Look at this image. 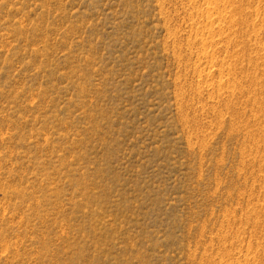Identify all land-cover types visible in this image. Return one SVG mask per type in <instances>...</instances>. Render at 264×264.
<instances>
[{"label": "rangeland", "instance_id": "rangeland-1", "mask_svg": "<svg viewBox=\"0 0 264 264\" xmlns=\"http://www.w3.org/2000/svg\"><path fill=\"white\" fill-rule=\"evenodd\" d=\"M193 2L0 0V264H264V59L227 109Z\"/></svg>", "mask_w": 264, "mask_h": 264}, {"label": "bare ground", "instance_id": "bare-ground-1", "mask_svg": "<svg viewBox=\"0 0 264 264\" xmlns=\"http://www.w3.org/2000/svg\"><path fill=\"white\" fill-rule=\"evenodd\" d=\"M194 0H188V3L190 5L193 6V4L195 2H193ZM242 1V0H241ZM198 2V1H197ZM205 2V7H201V13L198 15H202V17L204 16L205 19L202 20L204 22H197V21H193L191 22L193 28H196L197 31H199L200 29H202V31H204L207 27L208 30L210 31V33L212 34V36L214 37L216 35L221 37V35L223 36L225 34V36L220 38V42L222 43V46L217 48L218 51H223V53L227 54L226 58L229 60L230 64H229V68L227 69V76L229 77V79H233L234 83H238L239 79L238 76L236 74L237 71L240 69V67L244 70L245 66L246 69L248 70L246 71L245 76L243 77L241 75V79L242 78H247V80L250 79H254L255 76L254 71L256 72L257 70H255V68L257 69V62L259 59H261L264 56L262 55L261 58H257L256 54H254V52L256 51H260L257 49V46H259L258 44H263V43H258L255 42V40H252L251 34L254 35L255 31L257 30L254 24H247V17H245L244 15V9L243 6L239 5L238 3H241L239 0H204ZM261 4V3H260ZM245 5V4H244ZM195 6V5H194ZM200 6V5H199ZM253 7V6H252ZM245 8V7H244ZM200 10V9H199ZM198 10V11H199ZM197 11V12H198ZM259 13V12H258ZM197 15V16H198ZM248 15V14H247ZM246 15V16H247ZM244 16V17H243ZM200 17V16H199ZM203 17V18H204ZM258 17V16H257ZM251 18V17H250ZM193 20V19H192ZM206 22V23H205ZM250 22V21H249ZM205 23V24H204ZM190 29V28H189ZM196 31V32H197ZM209 33V32H208ZM201 34V33H200ZM197 36V35H196ZM206 36V35H205ZM211 36V35H210ZM258 36V35H257ZM204 37V36H202ZM209 37V35H208ZM255 37V36H254ZM259 37V36H258ZM198 38V37H197ZM201 38V37H200ZM211 38V37H210ZM206 39V38H205ZM205 39L203 40L202 38L199 40L200 43L203 45V48L206 49L208 46L205 44ZM213 39V38H212ZM211 39V40H212ZM219 39V38H218ZM261 39V37H260ZM219 42V43H220ZM255 42V44H257L256 49L253 48V43ZM260 42V41H259ZM198 44V42H197ZM210 44V43H209ZM262 46V45H261ZM260 46V47H261ZM264 46V45H263ZM206 47V48H205ZM214 47V46H213ZM233 49L231 53H229L228 51H230L229 49ZM259 48V47H258ZM201 49V50H204ZM211 49V48H210ZM235 49V50H234ZM260 49V48H259ZM264 49V48H263ZM207 50V49H206ZM256 50V51H255ZM262 50V49H261ZM200 52V51H199ZM213 52V51H212ZM210 53V52H209ZM209 53H207L209 55ZM261 54L264 52H260ZM198 54V53H197ZM206 53H202V57L206 58L207 57ZM259 54V53H258ZM200 55V56H201ZM256 55V56H254ZM260 55V54H259ZM216 56V55H215ZM261 56V55H260ZM197 57V56H196ZM212 57V56H211ZM213 58V57H212ZM211 60V59H210ZM264 63V60H261ZM260 61V62H261ZM210 62V61H209ZM215 62V61H214ZM213 63V61L211 62ZM244 63H246L244 65ZM262 63V62H261ZM226 64V63H225ZM260 65V64H259ZM264 67V64H262ZM261 65V67H262ZM215 66V65H214ZM253 69V73L250 72V70ZM241 70V69H240ZM259 70V69H258ZM263 72V71H262ZM210 73V72H209ZM242 73V72H240ZM244 74V72L242 73ZM235 75L237 76V78L235 77ZM264 75V74H263ZM240 76V75H239ZM257 76V74H256ZM206 77V76H205ZM235 77V79H234ZM260 78V77H259ZM228 79V81H229ZM230 79V80H231ZM249 79V80H250ZM256 80V78L254 79V81ZM239 81V82H240ZM244 82V80H242ZM246 81V80H245ZM232 82V81H230ZM248 82V81H247ZM251 82V81H250ZM253 82V81H252ZM256 83V82H255ZM250 84V83H249ZM254 84V83H253ZM243 84L238 83L237 86L233 87V89L229 88V92H228V96L231 98L229 101H227V109L231 108L233 103V100L235 99L234 96L237 93L238 89H241ZM233 86V85H232ZM246 87V86H245ZM217 88V87H216ZM224 88V87H223ZM221 86H219L218 90L220 92L221 90ZM236 90V91H235ZM242 90V89H241ZM248 90V89H247ZM215 91V89H214ZM223 92V91H222ZM248 92V91H247ZM252 92V91H251ZM240 94L243 92H239ZM216 94V93H215ZM223 95V94H222ZM239 96V95H238ZM243 96V95H242ZM217 98V97H216ZM221 98V97H220ZM250 98V97H249ZM248 98V99H249ZM254 98V97H253ZM219 99V98H218ZM241 99V98H240ZM251 99V98H250ZM226 100V99H225ZM256 100V99H255ZM259 100V99H258ZM263 100V99H262ZM225 102V101H224ZM258 102V101H255ZM250 103V102H249ZM261 103V102H259ZM258 103V104H259ZM264 103V102H263ZM262 103V104H263ZM225 104V103H224ZM241 104V103H240ZM248 104V103H247ZM254 105V103H252ZM256 104V103H255ZM261 104V106H262ZM234 106V105H233ZM240 106V105H239ZM225 107V105H224ZM234 108V107H233ZM225 109V108H224ZM234 110V109H233ZM231 111V110H230ZM220 116V115H219ZM232 117V116H231ZM230 117V118H231ZM234 118V117H233ZM233 120V119H232ZM224 121V120H223ZM252 126V125H251ZM233 127V126H232ZM233 131V130H232ZM250 131V130H249ZM252 131V130H251ZM262 209V208H261ZM261 221V220H260ZM256 225V224H255ZM254 225V226H255ZM261 225V224H260ZM264 225V224H263ZM256 229V228H255ZM250 246V245H249ZM264 246V245H263ZM252 247V246H251ZM250 249V248H249ZM248 249V250H249ZM247 250V251H248ZM250 253V252H249ZM254 257V256H253ZM247 260V258H246ZM263 264V263H262Z\"/></svg>", "mask_w": 264, "mask_h": 264}]
</instances>
